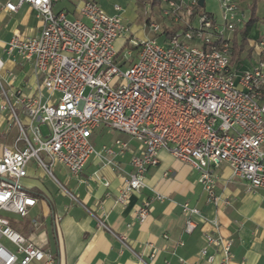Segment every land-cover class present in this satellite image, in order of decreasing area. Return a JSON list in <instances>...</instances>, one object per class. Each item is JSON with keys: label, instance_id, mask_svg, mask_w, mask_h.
I'll return each instance as SVG.
<instances>
[{"label": "built area", "instance_id": "obj_1", "mask_svg": "<svg viewBox=\"0 0 264 264\" xmlns=\"http://www.w3.org/2000/svg\"><path fill=\"white\" fill-rule=\"evenodd\" d=\"M16 1L9 0L3 8L16 13L28 5L41 21V30L31 38L16 34L7 52L32 66L41 90L34 97L19 89L9 95L0 56V93L5 99L1 111L9 113L10 126L19 132L16 145L0 156V264H55L51 253L13 228L9 216L26 221L38 204L21 185L32 162L55 182L56 167L79 177L92 157L121 173L116 160L126 156L130 142L116 140L98 152L91 136L99 129L126 135L139 146L130 160L132 171L124 175L119 205L146 187V175L160 164L161 151L196 170L200 185L216 205L221 201L214 194L216 171L222 165L229 166L232 178L246 183L250 192L264 191V60L251 71L232 66L229 35L247 21L238 0H218L221 20L197 14L200 0H162L157 7L162 17L181 26L163 32L165 45L157 38L161 27L151 22L147 26L152 38L131 37L119 5L109 15L96 2L86 1L79 11L83 22L55 13L53 5L60 0ZM129 1L150 7L153 2ZM257 47L264 50V39ZM42 90L48 93L44 103ZM153 201L137 207L140 223L149 217ZM181 208L184 232L190 235L201 212L189 204ZM210 223L218 231V222ZM30 226L38 229L41 223L33 219ZM99 226L111 232L100 220ZM204 240L199 261L215 264L220 255V264L232 263L231 240L218 232L204 235ZM157 256L152 252L151 261Z\"/></svg>", "mask_w": 264, "mask_h": 264}, {"label": "crops", "instance_id": "obj_2", "mask_svg": "<svg viewBox=\"0 0 264 264\" xmlns=\"http://www.w3.org/2000/svg\"><path fill=\"white\" fill-rule=\"evenodd\" d=\"M8 1L0 0V56L5 63L1 77L9 95L11 91L19 89L25 96L34 97L41 90V79L36 78L30 64L21 61L15 54L10 56L7 47L16 34L24 38L37 36L41 30V21L28 5L22 6L16 13L6 11L3 6ZM12 1L17 3L16 0ZM86 1L96 2L109 15L115 14V5L121 6L122 17L132 30L131 37L139 40L153 37L147 36L143 27L138 29L134 26L139 20L140 4L129 0H60L53 5L54 12L65 13L70 20L86 22L79 13ZM242 1L238 0V3L248 21L249 11H244ZM152 11L158 20H167L157 7ZM167 24L168 28L164 26L166 33L173 32L169 28L175 30V25L170 20H167ZM229 39L232 40V62L234 34L229 35ZM263 39V26L257 24L247 39L248 45L240 60L233 68L241 72L251 71L263 61L264 50L257 47ZM116 46L120 49L122 41H118ZM42 93L44 103L48 93L44 90ZM3 104L5 99L0 93V156L5 148H13L19 138L17 127L10 126L9 113L1 111ZM19 114L26 124L27 117L22 111ZM13 131L17 136L12 135ZM116 140L130 142L131 146L126 156L116 160L122 169L121 173L111 167H104L98 157L88 161L79 177L71 176L58 166L54 172L62 189L48 180L45 171L34 162L30 163L28 177L22 180L21 185L38 199V204L26 221L14 215L9 216L13 228L29 237L40 249L51 253L55 257V264H205L198 259L200 249L206 246L204 235L217 232L233 243L231 264H264L263 190L250 192L246 183L232 178L233 172L229 166L222 165L216 171L214 194L221 200L216 205L209 200L200 185L196 170L161 151L160 164L146 175V187L142 192L129 196L127 204L119 205L117 198L124 175L132 171L130 160L138 154L139 146L126 135L107 144H99L92 139L91 142L99 152ZM18 147L22 148L23 144L19 143ZM158 196L164 200H156ZM150 200H154L152 211L142 224L135 217V211ZM183 204H189L201 212L194 219L197 228L190 235L184 232L186 218L182 214ZM33 219L41 223L38 229L30 226ZM99 220L111 232L100 227ZM214 220L219 224L218 231L210 223ZM119 238H124V242ZM154 251L158 252V256L152 262L150 256ZM209 254H214V249ZM220 261L221 256L217 255L214 263L220 264Z\"/></svg>", "mask_w": 264, "mask_h": 264}, {"label": "rangeland", "instance_id": "obj_3", "mask_svg": "<svg viewBox=\"0 0 264 264\" xmlns=\"http://www.w3.org/2000/svg\"><path fill=\"white\" fill-rule=\"evenodd\" d=\"M251 2H252V0L242 1V3H243L242 8L244 9L245 12L249 11L248 6L251 4ZM139 7H140V9L138 11L139 20H137L134 23V26L138 27V29H140V27H143V30L145 31L144 33L148 36V35H152V33H150V30L148 29L147 23L151 22V23L158 24L162 30H161V33L157 36V38H158L159 44L165 45L166 43L163 39V36H164L163 32H167V29H165L166 27H164V26H167V28H168V24H167L168 19L164 21L162 19L158 20L157 18H155L152 10L156 9V8L152 9L149 6V4L148 5L147 4H145V5L140 4ZM201 13L212 14L217 19L221 20L222 14H221L219 1L218 0H205V7ZM257 14H258L257 16L259 18L264 17V0H259V2H258V13ZM194 26H196V23H194ZM179 28H181V26H175V30H174V28L171 27V28H169V30L170 31H172V30L176 31V30H179ZM260 28H261V26H260ZM15 130H16V128H15ZM43 130H46V128L43 127ZM27 134H29V131L27 132ZM12 135L17 136V133H15V131H13ZM29 136H30V134H29ZM117 138L122 139L123 135L104 128V129H100V130L95 131L94 135L92 136L91 139L93 142H96L99 144H103V143L107 144L110 141L115 140ZM53 176L56 179V181L59 182V179H58L57 174L55 172H54ZM45 177L48 180L53 181L58 186L57 182H55V180L50 175H48L46 172H45ZM3 244L6 245L7 247H9L10 249H13V246L10 245L8 242L3 241Z\"/></svg>", "mask_w": 264, "mask_h": 264}, {"label": "trees", "instance_id": "obj_4", "mask_svg": "<svg viewBox=\"0 0 264 264\" xmlns=\"http://www.w3.org/2000/svg\"><path fill=\"white\" fill-rule=\"evenodd\" d=\"M162 0H153L151 7L156 8L159 7ZM200 2H203V6L200 5ZM258 2L259 0H252L249 6V19L246 21L241 29L234 33V40H233V60L232 66H234L239 60L244 52L246 46L248 45V38L251 34V31L254 26L257 24H261L264 29V17L259 18L257 15L258 13ZM205 7V0H200L199 4L196 8V13L199 14ZM210 17L213 15L208 14ZM264 58V56H263ZM264 60V59H263ZM32 195V194H31ZM33 196V195H32Z\"/></svg>", "mask_w": 264, "mask_h": 264}, {"label": "water", "instance_id": "obj_5", "mask_svg": "<svg viewBox=\"0 0 264 264\" xmlns=\"http://www.w3.org/2000/svg\"><path fill=\"white\" fill-rule=\"evenodd\" d=\"M200 5L203 6V2H200Z\"/></svg>", "mask_w": 264, "mask_h": 264}]
</instances>
